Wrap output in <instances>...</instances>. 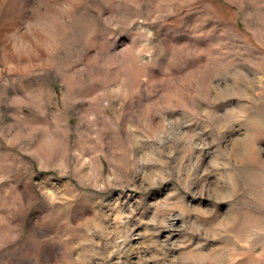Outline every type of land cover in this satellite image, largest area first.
Returning <instances> with one entry per match:
<instances>
[{
    "label": "clouds",
    "instance_id": "obj_1",
    "mask_svg": "<svg viewBox=\"0 0 264 264\" xmlns=\"http://www.w3.org/2000/svg\"><path fill=\"white\" fill-rule=\"evenodd\" d=\"M0 264H264V0H0Z\"/></svg>",
    "mask_w": 264,
    "mask_h": 264
}]
</instances>
